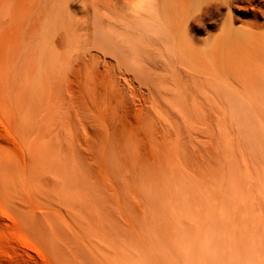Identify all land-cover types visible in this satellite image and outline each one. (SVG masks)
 Here are the masks:
<instances>
[{"label": "rangeland", "instance_id": "374dc122", "mask_svg": "<svg viewBox=\"0 0 264 264\" xmlns=\"http://www.w3.org/2000/svg\"><path fill=\"white\" fill-rule=\"evenodd\" d=\"M10 4L0 264H264V29L226 45L216 14L196 45H135L141 67L60 45L71 64L40 87L19 77L28 45H7ZM244 48L249 60L232 56Z\"/></svg>", "mask_w": 264, "mask_h": 264}, {"label": "bare ground", "instance_id": "6f19581e", "mask_svg": "<svg viewBox=\"0 0 264 264\" xmlns=\"http://www.w3.org/2000/svg\"><path fill=\"white\" fill-rule=\"evenodd\" d=\"M10 2L8 22L11 29L6 30L12 35L11 43L7 40V45H19L17 53L21 55L25 51L24 45H28L25 63L19 65V68L22 66L18 69L19 77H33L34 81H40V87L46 82L43 80L45 77L63 78L65 71L64 68H58L59 62L71 64L68 58L62 59L63 53L58 50L60 45H95L98 50L113 55L120 65L141 67L143 50L135 45H196L194 33L200 30L209 33L211 19L216 14L223 16L218 39L226 45H233L231 41L235 36L254 43L256 32L264 29V0ZM223 9L226 10L224 13ZM244 12H248L249 18L238 24L236 19L241 18L240 14ZM202 41L208 45L210 37ZM107 45H113L114 48L110 51L104 47ZM132 46L135 47L134 56L126 53L127 48ZM231 54L239 60H249L247 48L241 49L239 54L235 51ZM39 81L35 82L36 88ZM36 91H32V94ZM20 117L21 128L26 133L28 126L32 127L29 124L31 117L26 114Z\"/></svg>", "mask_w": 264, "mask_h": 264}]
</instances>
